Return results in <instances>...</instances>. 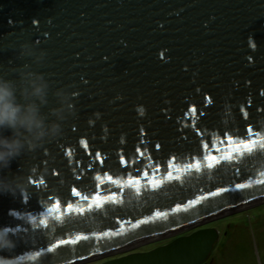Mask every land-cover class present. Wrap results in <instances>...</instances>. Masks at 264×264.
<instances>
[{
	"label": "water",
	"instance_id": "obj_1",
	"mask_svg": "<svg viewBox=\"0 0 264 264\" xmlns=\"http://www.w3.org/2000/svg\"><path fill=\"white\" fill-rule=\"evenodd\" d=\"M25 38L47 51L33 68L52 89L75 84L79 94L62 136L0 172L28 183L23 195L0 193V227L17 238L3 255L20 264H201L217 222L186 228L264 200V153L212 168L203 160L229 154L222 132L264 131V0H0V74L14 78L8 69L26 62L14 51ZM48 100L45 113L57 105L51 92ZM209 141L220 151L204 149ZM108 175L120 186L101 184L100 201L72 195L95 196L96 177ZM68 204L85 211L69 214ZM78 236L90 239L46 252Z\"/></svg>",
	"mask_w": 264,
	"mask_h": 264
},
{
	"label": "clouds",
	"instance_id": "obj_2",
	"mask_svg": "<svg viewBox=\"0 0 264 264\" xmlns=\"http://www.w3.org/2000/svg\"><path fill=\"white\" fill-rule=\"evenodd\" d=\"M39 44L27 38L19 40L14 51L20 58H27L26 62L8 69L15 74L14 78L0 74V172L10 167L13 159L35 152L62 136L64 122L76 114L74 100L79 94L76 85L52 89L45 74L34 70V64L47 62V51ZM50 92L57 105L45 113ZM140 112L143 114L142 108ZM6 131L10 134L6 135ZM27 187V178L22 174L11 178L0 174V193L23 195ZM16 246L15 233L8 227H0V264H20L17 256L3 255L5 251L12 253Z\"/></svg>",
	"mask_w": 264,
	"mask_h": 264
},
{
	"label": "rangeland",
	"instance_id": "obj_3",
	"mask_svg": "<svg viewBox=\"0 0 264 264\" xmlns=\"http://www.w3.org/2000/svg\"><path fill=\"white\" fill-rule=\"evenodd\" d=\"M212 222H217L218 241L201 264H264V200L187 228Z\"/></svg>",
	"mask_w": 264,
	"mask_h": 264
},
{
	"label": "snow or ice",
	"instance_id": "obj_4",
	"mask_svg": "<svg viewBox=\"0 0 264 264\" xmlns=\"http://www.w3.org/2000/svg\"><path fill=\"white\" fill-rule=\"evenodd\" d=\"M261 95H264V93H261ZM208 103H212L211 99H208ZM249 104H251V101L248 102ZM191 111L195 112L196 109L193 108L191 109ZM240 112L243 113L245 120L248 119V113L244 112L243 108L240 109ZM203 114V113H201ZM75 130V129H73ZM221 135L223 136V139H221L219 141V143L221 144H226L227 148L230 149L229 154L222 156V157H216V156H212V155H207L203 157V160L205 162H207V167L212 168L215 167L216 165L220 164L222 160H227V161H231L233 159V156H240L243 157L245 155H252L254 153H264V131H254L252 127H248L246 129V132L241 136L239 134L233 133V134H229L227 132H222ZM82 144H84L83 141H81ZM211 143L212 147L216 149L217 152L220 151L219 148H216V144L214 142L209 141L208 143H204L203 147L204 149H208L209 148V144ZM85 147H87V145L85 144ZM157 148L160 147V145H156ZM137 152H139V149H137ZM67 155L71 156V151H69L68 153H66ZM96 157H99L100 154L99 153H95ZM142 155V153H141ZM123 164L127 165L128 161H125L122 159L121 161ZM101 163H103V160H101ZM133 163H136V161H133ZM171 164V162H170ZM201 166V162H197L194 167L199 170ZM189 168L193 167V165H188ZM145 175H147V172H145ZM168 178L172 179V172L169 171L168 172ZM178 179V177H176ZM77 179H79V177H77ZM97 180V191L95 196L90 197L89 195H82V193L80 191H77L76 189L72 190V195L79 197L85 201H88L90 199L92 200H96V201H100V192H99V188L101 184H112V185H116L117 187H119V182L113 178V176L108 175L106 176L104 179H102L100 176L96 177ZM40 185L44 184L43 180H40L38 182ZM129 183H131V181H129ZM257 183L259 184H264V181H257ZM156 186V185H154ZM249 185H245V184H236L235 188L237 189H243L245 187H248ZM228 191V189L226 188H221L220 192H225ZM210 195L215 196L218 195V193H210ZM111 199L109 197H105V200ZM203 199V197L201 198ZM102 201L98 202V203H89L88 205V209L91 210L93 207L99 208L102 206ZM193 205H195L196 202H190ZM52 209L49 210V212L51 213ZM65 212H68L69 214L76 212L77 214H83L85 209L83 208H74L73 205L68 204L67 207L64 209ZM157 215H160L159 213ZM41 223H45V221H41ZM105 236L107 235V233L104 234ZM103 238V237H101ZM90 239V237L87 236H78L75 239L69 238V239H61L58 240L55 244H53L51 247H48L46 249L47 253H52L53 251L62 248L64 246H68V245H73V244H77L80 240H88ZM41 253L37 252L36 256H40Z\"/></svg>",
	"mask_w": 264,
	"mask_h": 264
},
{
	"label": "bare ground",
	"instance_id": "obj_5",
	"mask_svg": "<svg viewBox=\"0 0 264 264\" xmlns=\"http://www.w3.org/2000/svg\"><path fill=\"white\" fill-rule=\"evenodd\" d=\"M222 215H224V213H220V216H222ZM219 216V215H218ZM217 217V216H216ZM209 219H204V220H202L203 222L204 221H208ZM198 223H200V222H198ZM197 224V223H196ZM183 229V228H182ZM192 229V227H189V228H186V233L187 232H189L190 230ZM153 238H156V237H150V238H146V239H143V240H141V241H139L138 243H141V242H144V241H147V240H150V239H153Z\"/></svg>",
	"mask_w": 264,
	"mask_h": 264
},
{
	"label": "flooded vegetation",
	"instance_id": "obj_6",
	"mask_svg": "<svg viewBox=\"0 0 264 264\" xmlns=\"http://www.w3.org/2000/svg\"><path fill=\"white\" fill-rule=\"evenodd\" d=\"M159 245V244H158Z\"/></svg>",
	"mask_w": 264,
	"mask_h": 264
}]
</instances>
